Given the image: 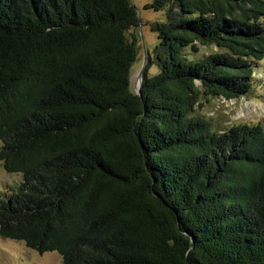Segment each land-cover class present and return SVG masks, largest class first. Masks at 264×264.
Returning a JSON list of instances; mask_svg holds the SVG:
<instances>
[{
	"label": "trees",
	"instance_id": "obj_1",
	"mask_svg": "<svg viewBox=\"0 0 264 264\" xmlns=\"http://www.w3.org/2000/svg\"><path fill=\"white\" fill-rule=\"evenodd\" d=\"M165 7L139 95L131 0H0V162L22 176L1 238L63 264H264V126L196 114L255 90L264 0Z\"/></svg>",
	"mask_w": 264,
	"mask_h": 264
},
{
	"label": "rangeland",
	"instance_id": "obj_2",
	"mask_svg": "<svg viewBox=\"0 0 264 264\" xmlns=\"http://www.w3.org/2000/svg\"><path fill=\"white\" fill-rule=\"evenodd\" d=\"M131 2L137 8L141 19L140 26L128 33V36H135L138 48L137 60L131 70L132 89L138 92L145 76H155L160 71L155 60V50L160 42L153 25L168 20L169 8L167 6L162 11L147 9L155 0ZM129 38L132 40V37ZM217 53H221L217 48L201 47L198 57ZM254 79L255 90L240 99L226 100L201 95V106L197 107L196 114L212 122L215 129H226L238 124L264 126V60L256 65ZM21 183L22 176L8 173L0 162V199L12 194ZM0 264H63V258L57 252L39 253L23 242L3 239L0 236Z\"/></svg>",
	"mask_w": 264,
	"mask_h": 264
},
{
	"label": "water",
	"instance_id": "obj_3",
	"mask_svg": "<svg viewBox=\"0 0 264 264\" xmlns=\"http://www.w3.org/2000/svg\"><path fill=\"white\" fill-rule=\"evenodd\" d=\"M137 93H138L139 95H141V90H139Z\"/></svg>",
	"mask_w": 264,
	"mask_h": 264
}]
</instances>
